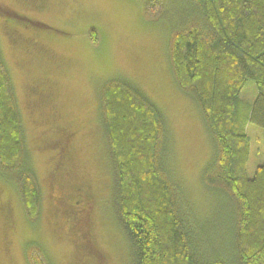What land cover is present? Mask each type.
I'll return each mask as SVG.
<instances>
[{"label":"trees","instance_id":"obj_1","mask_svg":"<svg viewBox=\"0 0 264 264\" xmlns=\"http://www.w3.org/2000/svg\"><path fill=\"white\" fill-rule=\"evenodd\" d=\"M168 3V4H167ZM165 19L173 81L194 104L212 144L201 182L212 212L198 219L175 180L169 130L160 109L132 80L104 83L98 100L111 177L110 208L128 247V264H264V166L246 171L244 126L264 129V0H143ZM0 14L49 28L0 8ZM97 34H92L95 42ZM252 81V104L241 93ZM21 114L0 48V177L11 183L35 224L41 188L29 163ZM29 264H52L38 248Z\"/></svg>","mask_w":264,"mask_h":264},{"label":"rangeland","instance_id":"obj_2","mask_svg":"<svg viewBox=\"0 0 264 264\" xmlns=\"http://www.w3.org/2000/svg\"><path fill=\"white\" fill-rule=\"evenodd\" d=\"M0 8L49 27L0 14V48L42 197L31 224L15 187L0 177V264H29L32 247L52 264H128V247L110 208L111 177L98 125L100 89L114 78L135 82L160 109L175 180L199 220L212 212V193L200 179L212 144L194 104L173 81L165 19L146 17L143 0H0ZM256 95L250 81L241 100L252 104ZM244 128L252 177L264 166V129L251 123ZM64 134L70 137L57 172L56 141L62 144ZM49 143L52 148L43 151ZM89 200L94 209L83 220Z\"/></svg>","mask_w":264,"mask_h":264},{"label":"flooded vegetation","instance_id":"obj_3","mask_svg":"<svg viewBox=\"0 0 264 264\" xmlns=\"http://www.w3.org/2000/svg\"><path fill=\"white\" fill-rule=\"evenodd\" d=\"M69 137H70V135H66V134L62 135V144L60 143L59 140L56 141V144L59 147L57 149V151H56V157H57V160H58V163L56 165L57 172L61 168V165H62V161L61 160L64 158V146H63V143H65L69 139ZM51 148H52V145L49 143V144L44 145L42 147V150L45 151V150L51 149ZM85 197H88L90 199L91 196L89 194H84V198ZM91 202L94 203L92 200H89V201L85 202V204L87 203L86 204V208L81 209L82 216L84 217L83 220H87L90 217V214L92 213V211L94 209V205H93V209H92ZM88 203H90V207H89ZM75 204H78V202L75 201Z\"/></svg>","mask_w":264,"mask_h":264}]
</instances>
